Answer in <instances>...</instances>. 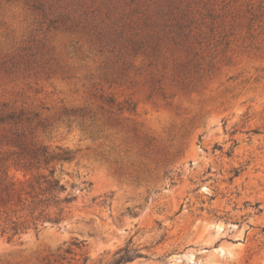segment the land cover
Here are the masks:
<instances>
[{
	"label": "rangeland",
	"instance_id": "1",
	"mask_svg": "<svg viewBox=\"0 0 264 264\" xmlns=\"http://www.w3.org/2000/svg\"><path fill=\"white\" fill-rule=\"evenodd\" d=\"M9 112L75 198L0 264H264V0H0Z\"/></svg>",
	"mask_w": 264,
	"mask_h": 264
},
{
	"label": "trees",
	"instance_id": "2",
	"mask_svg": "<svg viewBox=\"0 0 264 264\" xmlns=\"http://www.w3.org/2000/svg\"><path fill=\"white\" fill-rule=\"evenodd\" d=\"M22 112L0 116L1 122L17 123ZM15 150L0 156V234L20 235L29 229L38 230L45 221L58 224L75 195L66 192V186L55 178L56 166L74 159L68 147L47 145L29 146L19 133L10 140ZM90 184V182H87ZM113 264H121L142 256L127 246L115 252Z\"/></svg>",
	"mask_w": 264,
	"mask_h": 264
}]
</instances>
